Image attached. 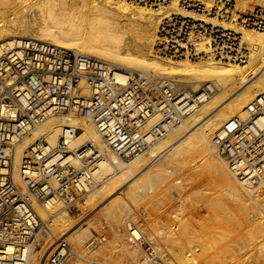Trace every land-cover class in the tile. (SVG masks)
I'll return each mask as SVG.
<instances>
[{
    "label": "built area",
    "instance_id": "2783aa9c",
    "mask_svg": "<svg viewBox=\"0 0 264 264\" xmlns=\"http://www.w3.org/2000/svg\"><path fill=\"white\" fill-rule=\"evenodd\" d=\"M216 4L213 13L236 18L249 31L264 32V5L249 4L241 10L236 9L237 0ZM167 21L163 19L154 47L159 57L246 65L249 50L242 34L207 30L191 19L190 29L174 30L165 25ZM190 40L193 45L187 49H173L174 41ZM198 44L206 51L197 52ZM119 74L127 75V81H120ZM217 92L213 82L178 92L166 79L125 72L105 60L37 39L23 38L6 46L0 53V264H28L48 232V221L39 210L49 218L52 207L60 203L72 213L91 189L93 174L100 161L108 160V152L121 161L146 153ZM63 116L92 125L105 151L93 143L76 148L74 140L81 131L68 125L56 145L43 137L29 145L18 165L19 183L15 179L19 143L47 119ZM211 141L236 181L259 185L264 179V93L230 118ZM152 218L146 206L136 210L126 223L128 243L141 252V264H170V254L147 231ZM106 231L104 223L87 249L100 247ZM47 264H76L68 239L57 243Z\"/></svg>",
    "mask_w": 264,
    "mask_h": 264
},
{
    "label": "bare ground",
    "instance_id": "6f19581e",
    "mask_svg": "<svg viewBox=\"0 0 264 264\" xmlns=\"http://www.w3.org/2000/svg\"><path fill=\"white\" fill-rule=\"evenodd\" d=\"M249 4L263 6L264 0H237L236 9L244 10ZM216 5V0H0V53L6 46H12L20 39H37L105 60L125 72H140L155 79H166L176 85L178 92L188 86L196 91L209 82L218 86V92L210 100L189 116L183 125L152 144L146 153L121 161L108 152V160L99 162V168L93 174L91 189L79 202L81 211L95 205L97 201H104L105 197H113L104 211L109 219L116 224H122L123 220L127 222L130 218L131 212L127 211L130 203L136 205L144 200L173 174L181 173L183 178L182 186H179L181 181H177L173 188L185 189L187 175L201 176L207 172L216 177L223 189V193L220 192L218 197L214 198L213 207H210L214 216L237 224L236 231L240 228L242 215L253 221L258 215L255 210H259L260 215L264 217V200L258 194L264 185V179L259 185L243 184L234 180L226 160L216 152L211 141L213 134L230 118L240 115L246 105L264 93V32L249 31L240 26L236 18L224 16L218 11L213 13ZM179 18L183 22H179ZM163 19H168L165 25L174 30L190 29L187 21L191 19L193 24L207 30L242 34L249 50L246 65L226 64L214 59L191 62L189 59L175 61L159 57L154 54V47ZM192 42L193 40H190L188 44H181L174 41L177 47L173 49H187L193 45ZM205 51L204 44H198L197 52ZM117 77L122 82L128 79L125 74H119ZM68 125L81 131L74 140L76 148L93 143L101 151H105L97 131L85 120L75 116L49 118L17 147L15 179L19 183L21 178L18 165L29 145L42 137L51 145H56L62 128ZM223 194H228L234 208L223 203ZM146 204L145 206L149 207ZM39 211L41 217L48 221L49 231L37 244L42 247L41 250L35 251L37 248H34L31 252L28 264H47L62 238L68 239L76 260L98 263L92 262L94 259L85 254L99 249L98 244L97 248L87 250V244L92 239L90 222L85 221L74 229L73 216L63 209L60 203L52 207L49 218ZM257 226V232L262 231ZM147 231L150 236L157 232L152 228ZM190 232L195 235V231ZM246 236L253 238L251 232ZM117 238L120 243L117 247L120 257L126 258L127 263L141 264L137 250L134 247L129 248L130 244L128 246L119 235ZM198 243L192 241L190 247L188 246L189 250H181L177 257L179 260L176 259L177 264L198 263L200 260L190 259L192 253H197L199 259L201 258L202 254L198 251L202 250H198ZM201 243L206 249L203 248L208 254L209 263L226 264V261L220 258L224 246L221 250H215L214 243L203 237ZM249 245L241 243L240 247ZM263 249L259 247L256 254L260 262L264 261ZM120 261L114 259L115 264H120ZM170 264L174 262L171 260ZM244 264L253 263L252 260H246Z\"/></svg>",
    "mask_w": 264,
    "mask_h": 264
},
{
    "label": "rangeland",
    "instance_id": "374dc122",
    "mask_svg": "<svg viewBox=\"0 0 264 264\" xmlns=\"http://www.w3.org/2000/svg\"><path fill=\"white\" fill-rule=\"evenodd\" d=\"M186 89H190V87L188 86ZM185 179H186L185 189L180 187L176 189L173 188V185L177 181H181V183H179L180 184L179 186H182L181 184L183 183L182 174L175 173L170 177V179L166 183L158 186L156 190L148 197H146L144 200L137 203L136 205L130 203L129 208L127 210L128 212H131L130 217L133 216V214L135 215V212L139 207L142 206L144 207L146 203H147L146 205H149V207L148 206L146 207L152 213L153 218L149 221L147 230L150 231V229L152 228L153 231L155 230L157 231L155 232L156 234L159 232L161 233V234L160 233L157 234L159 236H157L156 234L154 236L153 235L152 236L149 235V236L152 238V240L155 241V244L157 246L160 245V247L158 246L159 248H161L162 250H166L170 254L171 260L172 262H174V264H177L178 261L176 259L179 260V258L177 257L178 254L181 253V250L184 251L189 250L188 248L190 247V243L192 241L193 243L199 242L197 244L198 247H200L198 248V250L201 249L202 251L199 252L200 251L199 250L198 253L202 254V256L205 255L206 257L201 256L202 259L201 258L199 259L197 253H192L190 259L192 261L193 259L200 260L196 264H211L207 260L208 254H206V251H204L206 249L201 243L202 237L210 239L215 245V250H221L223 246L225 247L222 249L224 250V252L223 254L220 255V258L222 260H225L226 264H236V262L238 264H242V263L244 264L246 260L247 261L252 260L253 264H264V261L261 262L258 261L256 255L259 247L264 248V217L260 215L259 210H255V213L258 215L253 218V221L249 220L245 215H242V218L240 220L241 222L240 228L236 231L235 229L238 227L237 224L230 223V221L228 222L227 220L224 219L220 220L217 216H214V213L211 212L212 210L211 208L213 207V203H214L213 201L214 198L218 197V194L220 192L223 193L222 191L223 189L220 187L219 183L217 182L216 177L212 176L210 173L205 172L201 176H197L195 174H191V176L187 175ZM263 192H264V185L259 189V193H258L262 200H264ZM174 195L178 196V198L175 199ZM222 197H223L222 201H224L223 203L234 208V205L230 200V198L228 197V194L227 195L223 194ZM111 198L105 197L104 201H97L95 205L88 207L84 211H81L82 209H80L81 208L80 203L77 204L76 208L71 213V215L74 218L73 227L74 229H76L78 226H80L81 223L85 221L90 222L91 223L90 239H91L93 235L101 232L102 225L106 223L107 224L106 241L96 251H91L88 254L87 253L85 254L87 255V257L94 259L92 262L96 261V262H105V263L107 262L109 264H115L114 263V259H115V260H121L119 262L120 264H131L130 262L127 263V261L125 260L126 258L120 257L121 256L120 250L117 248L118 246H120V243L117 242L118 241L117 235H119L124 240V242L127 243L129 246L127 240V232H126L127 222L123 220L122 224L121 223L116 224L113 220L108 218L107 214L104 211L107 203L110 201ZM213 211H215L216 214L218 213L214 209ZM207 219L209 221H207ZM218 220H220L222 223ZM211 221L213 222L212 225H211L212 223ZM210 226L211 228H213L214 226L217 227L216 228L214 227L213 230H211ZM255 226L261 228L262 231L257 232ZM218 227L220 228V230ZM192 230L195 231V235H192V233L190 232ZM166 232L169 233V234L167 233L168 236L164 235V233ZM170 232L172 233L170 234ZM249 232L253 234V238H249V236L248 237L246 236L247 234L249 235ZM200 233L203 234L202 237ZM163 235L164 237H162ZM252 239L253 240L256 239V240L252 241ZM241 243H247V245H249L250 243V245L247 247H240ZM36 248L37 249L35 251H40L42 247L36 246ZM120 248L124 250L123 247ZM129 248L133 249L131 245L129 246ZM176 248H178L177 251ZM137 252L140 255V261L142 262L141 252L139 250H137ZM263 257H264V253H263ZM76 259H77L76 256H74V262L76 264L91 263ZM221 264H225V263H221Z\"/></svg>",
    "mask_w": 264,
    "mask_h": 264
}]
</instances>
